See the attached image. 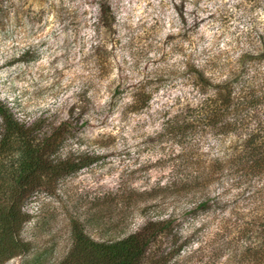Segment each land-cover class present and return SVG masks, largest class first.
<instances>
[{
	"label": "rangeland",
	"instance_id": "rangeland-1",
	"mask_svg": "<svg viewBox=\"0 0 264 264\" xmlns=\"http://www.w3.org/2000/svg\"><path fill=\"white\" fill-rule=\"evenodd\" d=\"M98 2L0 0V100L19 121L37 123L38 136L66 121L62 156H97L80 170L42 177L22 194L20 235L30 251L2 264H55L72 246L71 219L105 240L170 212L186 241L168 264H261L250 252L259 237L236 226L254 230L262 206L240 198L192 210L219 185L203 194L178 191L186 170L172 171L171 164L196 161L195 154L178 157L193 147L210 160L216 137L208 129L185 138L161 131L172 102L199 97L183 80L185 61L214 78L234 68L247 39L264 35V0H107L111 31L96 30ZM135 92L148 103L133 104ZM16 163L13 155L9 165ZM234 191L224 198L232 200Z\"/></svg>",
	"mask_w": 264,
	"mask_h": 264
},
{
	"label": "trees",
	"instance_id": "trees-1",
	"mask_svg": "<svg viewBox=\"0 0 264 264\" xmlns=\"http://www.w3.org/2000/svg\"><path fill=\"white\" fill-rule=\"evenodd\" d=\"M177 13L185 21L184 12ZM114 22L115 16L107 0H99L96 30L111 31ZM256 37L247 39V48L236 58L235 67L229 68L221 78L208 75L204 66L185 61L181 72L183 80L199 97L192 99L183 95L172 102L162 112L161 134L185 138L193 129H208L216 137V152L210 160L193 147L178 157L195 154L196 161L171 164L172 171L180 166L186 170L180 174L183 181L179 182L178 191L203 194L211 183L219 185L212 196L203 194L196 199L192 210L225 207L240 198L249 200L255 207L262 206L257 220L251 223L256 226L255 231L247 227L245 231L241 226L236 228L238 232L250 231L254 238L259 237L258 244L250 252L254 261L263 264L264 35L259 33ZM209 63L207 60L205 65ZM136 93L132 94V103L142 101L146 105L148 99H140ZM66 124L62 121L38 136L34 134L37 123L19 121L0 100V264L16 254L30 251L29 242L20 235L23 217L20 204L25 199L22 194L29 192L32 183L35 185L42 177L56 179L92 164L97 157L58 153ZM13 155L16 164H20L18 167L9 165ZM7 172L13 173L12 178L6 179ZM232 188L238 190L232 194L233 199L224 198ZM176 217L170 212L165 217L147 218L135 231L105 240L93 239L78 220L71 219L72 246L55 264H168L186 241V238L180 240L179 232L174 231Z\"/></svg>",
	"mask_w": 264,
	"mask_h": 264
}]
</instances>
